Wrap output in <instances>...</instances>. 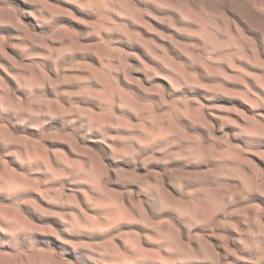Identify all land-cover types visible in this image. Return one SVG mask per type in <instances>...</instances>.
<instances>
[{"label": "clouds", "instance_id": "clouds-1", "mask_svg": "<svg viewBox=\"0 0 264 264\" xmlns=\"http://www.w3.org/2000/svg\"><path fill=\"white\" fill-rule=\"evenodd\" d=\"M0 264H264V0H0Z\"/></svg>", "mask_w": 264, "mask_h": 264}, {"label": "rangeland", "instance_id": "rangeland-1", "mask_svg": "<svg viewBox=\"0 0 264 264\" xmlns=\"http://www.w3.org/2000/svg\"><path fill=\"white\" fill-rule=\"evenodd\" d=\"M221 103H225V104H228V103H238V102H229V101H219Z\"/></svg>", "mask_w": 264, "mask_h": 264}]
</instances>
